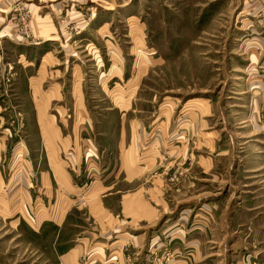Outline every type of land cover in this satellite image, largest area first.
I'll list each match as a JSON object with an SVG mask.
<instances>
[{"label":"rangeland","instance_id":"1","mask_svg":"<svg viewBox=\"0 0 264 264\" xmlns=\"http://www.w3.org/2000/svg\"><path fill=\"white\" fill-rule=\"evenodd\" d=\"M36 10L55 17L60 40L20 49L34 59L28 69L33 84L41 78L40 121L58 127L48 133L55 143L51 155L72 179H53L26 76L1 42L8 74L0 75V140L6 142L0 168L8 184L0 202L9 207L0 214L14 220L25 214V202L33 211L42 205L45 176L60 199L78 186L119 189L129 194L125 219L133 218V207L140 218V227L126 226L124 236L146 241L155 235L151 264L174 260L172 230L194 231L198 209L208 215L214 199L225 195L223 181L211 179L212 124L222 126L220 138L228 140L251 106L258 122L264 120V0H0L1 14L11 13L13 31L29 42ZM21 15L28 16L25 34ZM47 91L53 97H45ZM198 109L205 134L197 129ZM148 123L142 135L138 126ZM229 149L216 148L221 172L230 170L223 154ZM0 220L3 228L7 222ZM163 225L173 227L161 233Z\"/></svg>","mask_w":264,"mask_h":264},{"label":"crops","instance_id":"2","mask_svg":"<svg viewBox=\"0 0 264 264\" xmlns=\"http://www.w3.org/2000/svg\"><path fill=\"white\" fill-rule=\"evenodd\" d=\"M69 1L84 2V0ZM38 5L43 6V3L38 2ZM10 16L13 18L11 13L8 17V14L0 12V26H2L0 43L2 42L5 48V54L14 55L16 68H21L26 76L27 89L30 90L33 102L35 100L39 130L45 138L44 146L49 151L47 158L53 179L57 176L59 179L68 181L72 179V176L58 171L56 159L51 155V148L55 146V143H52L48 133L51 130L56 131L58 127L52 123L50 125L49 122L40 121L42 110L39 107L37 110L38 84L41 78L38 77V82L35 81L36 84H33L31 78L34 76L28 74V69L33 65L34 59H31L24 49H20V45H40L44 42L52 43L57 39L60 40L59 30L54 22L55 17L42 14L39 10L30 14L29 32L35 37L32 42H29L13 31ZM1 58L2 56H0V75L5 72L7 75L6 62L4 63ZM52 92L47 91L45 97H53ZM80 95L82 96L81 93ZM214 109V106L208 108L206 116L213 115ZM202 111L204 110L198 109L197 129L203 130L205 134V114ZM240 123L239 126L236 125L229 130L234 131L235 134L228 140L220 138L223 127L212 124L210 129L214 155L209 163V166L212 164L213 167L211 179L213 184L223 181L224 198L214 199L212 206H207L208 215L201 213L198 209L196 216H200L201 219L196 221L194 231L172 230L177 233L171 235L170 244L179 254L174 260L170 259L165 264H264V120L258 122V112L254 106H251ZM150 125L151 123H148L147 128L144 124L139 125L138 131L144 135V131L151 127ZM165 126L168 125L165 124ZM181 127L183 131V126ZM185 130L188 131V128L186 127ZM180 134V137L184 135L183 132ZM134 141L133 150H136L138 134ZM179 141L182 146L183 138ZM5 143L2 137L0 163L4 157ZM225 146L230 148L228 152L223 153L226 154L225 158L230 164V170L227 173L221 172L217 164L221 157L218 155L222 153L216 148L221 149ZM199 158L204 164L205 158L198 155V161ZM51 182L52 179L49 176L43 178L42 205L38 204L34 211L30 204L25 202L23 206L25 214H19L20 218L12 220V215L0 214L1 219L7 222L3 226L4 233L0 234V243L6 244L4 249L0 250V264H151L153 251L151 248L156 236L146 241L137 234H132L129 238L124 236L123 230L126 226L140 227V218L134 217L137 213L134 207L133 218L125 219L127 194H120L119 189L108 191L90 186L82 190L78 186L75 188L74 195L69 194L60 199L57 190L54 188L52 190ZM6 184L8 183L0 168L1 201L5 198L1 188L3 186V190L7 189ZM218 189L220 190L221 186ZM137 192H132L133 198L139 193ZM203 193L204 191L201 192ZM113 198L116 199L115 207L111 205ZM202 204L203 207L207 205L204 201ZM8 207L7 203L0 202V210L6 212ZM77 214L80 221L73 218ZM172 227V225H163L161 233H166ZM14 231L17 233L12 234Z\"/></svg>","mask_w":264,"mask_h":264},{"label":"built area","instance_id":"3","mask_svg":"<svg viewBox=\"0 0 264 264\" xmlns=\"http://www.w3.org/2000/svg\"><path fill=\"white\" fill-rule=\"evenodd\" d=\"M27 19H28V16H26V15H21L19 18L20 24H21L22 34H25V31H27V26H28L26 23Z\"/></svg>","mask_w":264,"mask_h":264}]
</instances>
